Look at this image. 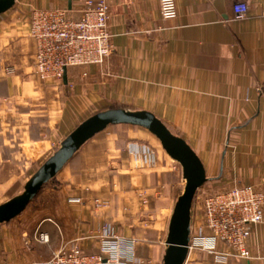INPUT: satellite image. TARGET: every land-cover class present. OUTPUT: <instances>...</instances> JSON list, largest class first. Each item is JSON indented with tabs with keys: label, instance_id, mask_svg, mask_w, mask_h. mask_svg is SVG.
<instances>
[{
	"label": "crops",
	"instance_id": "crops-1",
	"mask_svg": "<svg viewBox=\"0 0 264 264\" xmlns=\"http://www.w3.org/2000/svg\"><path fill=\"white\" fill-rule=\"evenodd\" d=\"M107 1L109 55L98 65L68 66L60 90L36 71L30 11L74 10L81 0H16L0 14V203L23 190L77 124L110 107L149 110L185 139L208 177L198 191L246 183L264 191V0H241L249 7L243 18L233 10L237 0H175L171 18L161 16L160 0ZM183 180L149 130L108 125L42 186L35 206L31 200L16 223L0 224V264H27L72 244L96 252L91 232L103 225L135 240L128 264H160ZM262 213L249 227L247 256L215 263L192 246L184 264H264V204ZM201 220L197 198L191 236Z\"/></svg>",
	"mask_w": 264,
	"mask_h": 264
},
{
	"label": "built area",
	"instance_id": "built-area-1",
	"mask_svg": "<svg viewBox=\"0 0 264 264\" xmlns=\"http://www.w3.org/2000/svg\"><path fill=\"white\" fill-rule=\"evenodd\" d=\"M233 10L236 17L243 18L248 16L249 7L246 2L237 0ZM109 12L107 0H81L74 10L32 7L29 34L35 40V68L40 78L60 90L65 84L68 66L101 64L111 50ZM160 14L163 18L175 16V0H160ZM67 169L68 163L60 173ZM197 196L202 220L199 233L191 236L189 248L193 246L211 253L215 263L225 261L229 255L247 256L249 227L263 217L264 191L246 183L218 191L201 190ZM71 200L82 201L83 197ZM95 201L99 205L106 204L104 200ZM145 209L143 199L140 210ZM91 233L97 241L96 252H86L78 244H72L50 257L27 264H128L135 259L134 239L113 234L108 225ZM38 239L47 241V233L39 232ZM219 242L224 244L223 250L218 248ZM12 264H17L16 260Z\"/></svg>",
	"mask_w": 264,
	"mask_h": 264
},
{
	"label": "water",
	"instance_id": "water-1",
	"mask_svg": "<svg viewBox=\"0 0 264 264\" xmlns=\"http://www.w3.org/2000/svg\"><path fill=\"white\" fill-rule=\"evenodd\" d=\"M15 1L0 0V14L11 8ZM119 123L140 125L149 130L158 138L166 153L181 167L184 186L175 200L169 218L160 264H184L191 240L194 198L208 177L200 157L185 139L172 132L153 112L145 109L110 107L83 119L38 166L25 182L23 190L0 203V224L20 214L42 186L61 172L87 140L108 125Z\"/></svg>",
	"mask_w": 264,
	"mask_h": 264
},
{
	"label": "rangeland",
	"instance_id": "rangeland-1",
	"mask_svg": "<svg viewBox=\"0 0 264 264\" xmlns=\"http://www.w3.org/2000/svg\"><path fill=\"white\" fill-rule=\"evenodd\" d=\"M155 138H156L157 142H159V141H158V138H157L156 136H155ZM177 165L180 167V165H179L178 163H177ZM50 182H51V181H50ZM183 182H184V180H183ZM183 186H184V184H183ZM180 188H181V185H180ZM180 188L178 189V192H179V193H181V191L183 190V187H182L181 189H180ZM197 191H198V190H197ZM199 191H200V190H199ZM199 191H198V192H199ZM198 192H197V193H198ZM197 193H196V194H197ZM40 194H41V193L39 192L38 195H37L34 199H32V201L29 203V207H33V206H35L34 202H35V200H37V199L39 198ZM197 198H198V197H196V195H195L194 202H195V200H196ZM17 218H19V217H15V219H14L12 222H15V223H16V221L19 220V219H17Z\"/></svg>",
	"mask_w": 264,
	"mask_h": 264
}]
</instances>
